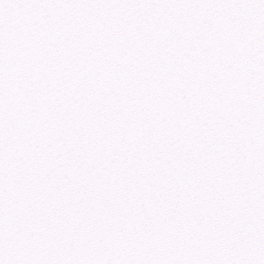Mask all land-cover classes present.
<instances>
[{
	"label": "snow or ice",
	"instance_id": "6c2138e0",
	"mask_svg": "<svg viewBox=\"0 0 264 264\" xmlns=\"http://www.w3.org/2000/svg\"><path fill=\"white\" fill-rule=\"evenodd\" d=\"M0 264H264V0H0Z\"/></svg>",
	"mask_w": 264,
	"mask_h": 264
}]
</instances>
